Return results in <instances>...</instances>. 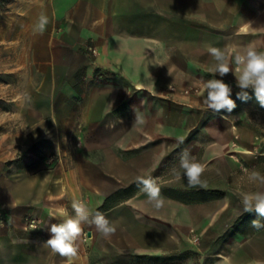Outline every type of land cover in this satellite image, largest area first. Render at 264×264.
<instances>
[{"label":"crops","instance_id":"obj_1","mask_svg":"<svg viewBox=\"0 0 264 264\" xmlns=\"http://www.w3.org/2000/svg\"><path fill=\"white\" fill-rule=\"evenodd\" d=\"M261 1L0 0V92L4 98L20 99L27 96L28 82L33 83L35 95L42 83L50 82L57 96L82 98L84 113L110 114L125 103L131 128L141 137L136 146L148 144L152 131L164 128L155 122L156 99H172L187 111L204 115L200 133L189 144L202 134L208 139L202 161H217L237 152V124L204 103L203 82L214 78L207 48H221L229 56L249 45L264 51ZM41 15L49 20L43 34L36 29ZM87 47L94 48L96 55L87 53ZM17 108L20 113L21 107ZM136 111L144 114L145 124L134 123ZM4 141L10 143L11 138ZM151 162L134 154L128 176L147 177ZM117 175L122 176L110 174ZM65 194L63 198L44 176L15 178L0 164V264H67L44 245L51 235L50 225L62 222L56 209L63 206L74 214L69 192ZM119 207L104 213L117 226L110 238L94 225H82L74 264H108L106 258H112L106 253L108 245L115 248L109 264H154L155 256L170 251L169 238L156 245L150 224L156 210L143 192L131 209L138 217H119ZM25 216L38 221L36 231L27 229ZM96 241H103L105 248L97 249ZM262 262L257 252L244 246L229 255L217 254L207 264Z\"/></svg>","mask_w":264,"mask_h":264},{"label":"rangeland","instance_id":"obj_2","mask_svg":"<svg viewBox=\"0 0 264 264\" xmlns=\"http://www.w3.org/2000/svg\"><path fill=\"white\" fill-rule=\"evenodd\" d=\"M258 6L264 28V1ZM219 79L232 87L236 103L231 112L219 113L237 124V152L217 161H202L208 142L202 134L189 144L200 133L204 115L187 111L177 100L156 99L155 122L164 128L152 131L148 144L136 146L141 137L131 128V114L125 103L110 114L84 113L82 98L57 96L56 86L50 82L42 83L35 95L33 83L28 82L26 97L4 98L0 92V164L8 167L15 178L36 174L46 177L63 198L69 192L70 205L73 199L82 200L93 213L111 190L130 188L122 198L135 192L134 196L123 199L117 214L135 218L138 215L131 209L141 191L137 179L128 176L127 171L134 154L149 157L152 162L148 176L157 180L165 198L164 207L156 210L150 224L155 229L156 245L162 238L173 241L169 252L155 256L154 264H207L217 254L229 255L244 246L257 252L264 264V229L251 227L253 220L264 221V217L255 211L243 212L241 204L243 193L259 190L248 182L244 170L264 174V108L251 91V99L246 102L237 98L240 89L234 75ZM17 107H21L20 113L15 112ZM3 109L10 113H3ZM8 137L10 143L4 141ZM184 150L205 165L202 187L190 188L186 179H175L173 170L178 169ZM94 245L97 249L106 246L103 241ZM106 247V253L112 256L106 258L109 264L114 260L115 248Z\"/></svg>","mask_w":264,"mask_h":264},{"label":"clouds","instance_id":"obj_3","mask_svg":"<svg viewBox=\"0 0 264 264\" xmlns=\"http://www.w3.org/2000/svg\"><path fill=\"white\" fill-rule=\"evenodd\" d=\"M48 23V18L41 15L36 25L37 31L43 34ZM207 53L213 60L209 71L214 76V78L203 82V89L206 93L204 103L209 109L214 112L221 110L231 112L236 107L235 100L232 98V87L223 79L216 78L217 75L224 77L230 72L234 74L236 85L240 89L236 93L237 98L246 102L251 99L249 95V91H251L259 106L264 108V51H258L254 46L249 45L243 51H236L229 56L221 48L208 46ZM134 123L145 124L144 114L136 111ZM205 170L203 163L192 156L188 150H184L180 154L178 169H174L173 173L176 180L186 179L188 187L195 188L203 186L201 177ZM244 171L247 173L248 182L257 185L259 190L242 194L243 212L255 211L259 217H264V174L259 171L248 172L247 169ZM137 183L140 186V191L147 196L148 203L155 210H161L165 205V198L161 195L157 180L152 176H138ZM71 208L74 213L71 215L63 206L56 209V214L63 218L62 222L50 225L51 235L44 243L53 255L65 258L67 264H74L78 258L79 239L83 233V224L94 225L105 238L112 237L117 231L114 222H111L101 212L93 213L84 201L73 199ZM251 227L256 230L264 229V221L253 220Z\"/></svg>","mask_w":264,"mask_h":264},{"label":"trees","instance_id":"obj_4","mask_svg":"<svg viewBox=\"0 0 264 264\" xmlns=\"http://www.w3.org/2000/svg\"><path fill=\"white\" fill-rule=\"evenodd\" d=\"M129 190L130 188L118 189L114 193L110 194L104 199L103 204L97 209V211L101 213H106L111 209L115 208L123 201L124 198H122V195L124 193H127ZM134 193L128 195L124 200L132 198L134 196Z\"/></svg>","mask_w":264,"mask_h":264},{"label":"built area","instance_id":"obj_5","mask_svg":"<svg viewBox=\"0 0 264 264\" xmlns=\"http://www.w3.org/2000/svg\"><path fill=\"white\" fill-rule=\"evenodd\" d=\"M86 50H87V53L91 55H96V50L94 48L87 47ZM23 222L29 231H36L38 229V221L29 216L23 217Z\"/></svg>","mask_w":264,"mask_h":264}]
</instances>
